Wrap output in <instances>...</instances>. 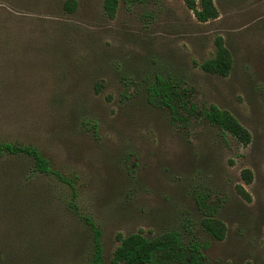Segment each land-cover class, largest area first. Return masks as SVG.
<instances>
[{
    "label": "rangeland",
    "instance_id": "obj_1",
    "mask_svg": "<svg viewBox=\"0 0 264 264\" xmlns=\"http://www.w3.org/2000/svg\"><path fill=\"white\" fill-rule=\"evenodd\" d=\"M66 1L0 0V142L35 146L77 177L106 264L117 235L139 232H177L207 264H264V0H213L219 17L206 23L183 0L121 1L114 19L104 0H76L74 13ZM218 36L234 59L228 77L198 67ZM169 76L199 108L232 113L252 142L195 117L175 124L148 94ZM33 164L0 156V264H87L90 230L68 207L71 188ZM207 216L224 240L204 231Z\"/></svg>",
    "mask_w": 264,
    "mask_h": 264
},
{
    "label": "trees",
    "instance_id": "obj_2",
    "mask_svg": "<svg viewBox=\"0 0 264 264\" xmlns=\"http://www.w3.org/2000/svg\"><path fill=\"white\" fill-rule=\"evenodd\" d=\"M121 1L133 5L137 0H104V12L109 19L116 17ZM183 2L201 23L219 17V11L213 0H183ZM64 8L67 12L74 13L77 9V1H66ZM214 43L216 48L214 56L198 64V67L207 74L228 77L234 67L232 53L223 37L218 36ZM183 85L184 82L174 76L157 77L148 90L149 100L156 106L167 109L175 124L182 123L189 117H195L197 120L202 119L218 127L221 136L229 135L242 146H248L252 142L249 130L232 113L216 105L199 108L193 102L192 91L184 88ZM20 154L33 160L32 174H53L69 185L72 192L68 207L90 230L92 254L87 264H106L101 229L91 218L84 216L78 210L77 193L73 185L77 177L69 179L53 171L48 160L35 146L0 142V156ZM242 179L246 184H251L252 172L249 169L243 170ZM202 227L214 240L225 239L226 226L216 217H205ZM116 238L120 244L114 251L110 264H207L202 246L197 243L185 244L177 232L166 233L153 239L146 237L142 232L125 237L119 234Z\"/></svg>",
    "mask_w": 264,
    "mask_h": 264
}]
</instances>
